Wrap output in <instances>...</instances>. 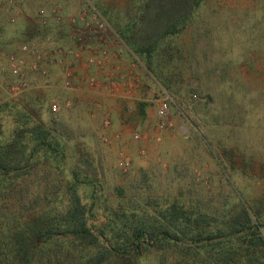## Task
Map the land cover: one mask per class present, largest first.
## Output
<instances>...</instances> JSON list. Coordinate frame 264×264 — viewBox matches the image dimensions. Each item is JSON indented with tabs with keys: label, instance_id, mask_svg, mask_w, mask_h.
I'll return each mask as SVG.
<instances>
[{
	"label": "rangeland",
	"instance_id": "374dc122",
	"mask_svg": "<svg viewBox=\"0 0 264 264\" xmlns=\"http://www.w3.org/2000/svg\"><path fill=\"white\" fill-rule=\"evenodd\" d=\"M86 1L115 30L112 21L121 24L131 16L136 0ZM57 2L64 9L72 7L69 15L77 13L83 4V0H34L32 3L40 8L22 13V2L16 4L22 19L0 11V83L3 79L13 81L6 69L7 54L17 52L21 43L41 32L38 11L47 13ZM20 20L23 26L18 24ZM25 26L20 39L4 42L8 30ZM135 62L143 81L130 87L140 91L142 100L138 101L140 107L125 105L129 124L125 122L124 129L116 111L114 116L111 111L99 110L94 128L73 120L80 111L79 99L86 93L76 95L73 101L64 92L41 88L42 79L30 73V89L14 103L26 106L33 102L37 111L30 110L41 123L47 128L57 125L67 134L65 167L94 181L102 208H113L116 201L123 200L136 208L163 210L177 201L186 210L196 209L218 219L224 204H236L235 190L248 206L260 208L264 223V0H211L192 27L163 45L154 61L156 72ZM86 85L79 87L92 90ZM162 91L172 97L170 131L157 127L154 100ZM9 99L1 86L0 105L10 103ZM52 100L61 104L55 115L48 108ZM105 118L110 122L108 128L103 126ZM2 124L0 134L7 136L9 127L4 120ZM110 131L118 135L114 139L125 137V142L107 143L104 139ZM135 133L140 135L138 140L133 139ZM154 135H159V142L153 141ZM101 145L105 152L92 155L91 149L100 151ZM85 148L88 152L83 151ZM46 184L42 177L41 185Z\"/></svg>",
	"mask_w": 264,
	"mask_h": 264
},
{
	"label": "trees",
	"instance_id": "16d2710c",
	"mask_svg": "<svg viewBox=\"0 0 264 264\" xmlns=\"http://www.w3.org/2000/svg\"><path fill=\"white\" fill-rule=\"evenodd\" d=\"M210 2L136 0L133 14L111 25L156 72L163 45ZM32 103L0 105L9 127L0 134V264H264L261 210L235 190L236 204H224L218 219L177 201L151 211L123 200L100 207L94 181L65 167L67 134L41 123Z\"/></svg>",
	"mask_w": 264,
	"mask_h": 264
},
{
	"label": "built area",
	"instance_id": "2783aa9c",
	"mask_svg": "<svg viewBox=\"0 0 264 264\" xmlns=\"http://www.w3.org/2000/svg\"><path fill=\"white\" fill-rule=\"evenodd\" d=\"M16 3H22V0H0V11H5ZM82 3L77 13L66 17L64 16V6L60 2L54 3L47 13L42 10L38 11L37 19L41 32L34 39L21 43L17 52L7 54L5 58L8 76L13 81L3 79L0 83V90L1 86H4L6 93L10 97L8 102L14 103L18 101L19 97L30 89L31 82L28 73L42 79L41 88L44 86L49 87L55 80L61 83L63 89H71L78 76L77 62L79 60L88 68L101 66L102 63H106L108 60L110 54L106 48L99 49V59H96V56L90 53L85 55L84 58L76 55L78 51L89 52L98 40L106 41L109 45L116 46L117 56L125 54L126 45L101 13L86 0H83ZM4 4H7V6L4 7ZM12 22L13 18H10L9 23ZM52 22L56 24L66 23L70 46L63 47L46 31ZM135 61L137 59L134 56ZM86 84L90 89H96L102 87L103 83L98 78L88 77ZM154 101L158 130H172L173 123L169 119L172 97L162 91L160 96H157ZM71 103L72 101L65 104V106L69 107ZM48 108L50 113L55 115L60 112L61 104L57 100H52L48 104ZM103 126L106 128L110 126L107 118L104 119ZM139 138V134L135 133L133 135L134 140ZM152 139L155 142L160 141L159 135H154ZM123 166L125 169L128 166L126 160Z\"/></svg>",
	"mask_w": 264,
	"mask_h": 264
},
{
	"label": "crops",
	"instance_id": "0c3cea01",
	"mask_svg": "<svg viewBox=\"0 0 264 264\" xmlns=\"http://www.w3.org/2000/svg\"><path fill=\"white\" fill-rule=\"evenodd\" d=\"M33 1L22 0L23 4L20 6L22 13H28L31 12L32 10L37 11L40 8V7L36 8V3H32ZM16 4L15 6L11 5L7 10H5L8 16L13 15L18 17L20 10H19V6H17ZM71 10H72L71 6H66V9H64V16L65 17L68 16ZM18 19H22V18L18 17ZM18 24L23 26L25 23L24 21L20 20ZM26 28L27 26H25V28L23 29L19 28L17 29V31H15L16 29L14 30V28L8 30L5 33L4 42L12 43L14 39H20L21 35H24L25 33L23 30H25ZM46 31L50 33L58 43L62 44L63 47L70 46L69 32L65 22L61 24H56L52 22V25ZM101 48H106L110 54L106 63H102L101 66H93L88 68L85 67L84 63L79 60L77 62L78 76L75 79L74 85L71 89L69 90L63 89L61 83L55 80L52 82V85H50L48 88L50 92H54V93L64 92L65 94H67V96L72 97L73 101L77 100L76 95H80V93L83 92L86 93V97H83V99H79L80 111H78L79 113L77 112L78 115L77 113L74 115L75 119H73L81 122L82 125L90 126L94 128L95 126L98 125V122L95 121V117L96 115H98L97 113H101L102 111L104 112V110H108L111 111L114 116L116 111V114L122 125V129H124V127H126V124L127 125L129 124V120L127 119L128 114L124 112L125 105L130 107L131 104H134L140 107V103L138 102L142 100L140 99L141 97L140 91L132 89L130 86L134 85L133 82H136L135 85L138 86L139 83L143 81L142 71L138 69V67H136V64L134 62V56L128 50V48L126 49L124 55L117 56L116 46L109 45L106 41L98 40L95 42L94 46L89 52L85 53L78 51L76 52V55L84 58L85 55L90 53L95 55L96 59H99L100 57L99 49ZM88 77H95L101 80L103 83L102 87L98 89L96 88L94 90L81 89V87L83 86L81 87L79 86L86 84V80ZM42 88H47V87L44 86ZM33 97H34L33 95L30 96V98ZM94 130L95 129H93L92 131ZM114 132L115 131H110L109 137L104 140H107L106 142L111 145L114 144L116 141L120 144L124 143L125 140L123 139L125 137H123L120 140H116L114 139V137H117L118 135L114 136L113 135ZM87 134H91V132ZM94 135L96 136L95 138H97L98 134L96 135V133H94ZM98 148L100 151H98L97 148H92L91 154L92 155L95 153L99 154V152L103 154L105 152L103 146ZM107 148L110 150L112 147L107 146ZM83 151L88 152V149L85 148ZM112 151L115 150L112 149ZM81 152L82 151L75 149L76 154L79 155L81 154Z\"/></svg>",
	"mask_w": 264,
	"mask_h": 264
}]
</instances>
